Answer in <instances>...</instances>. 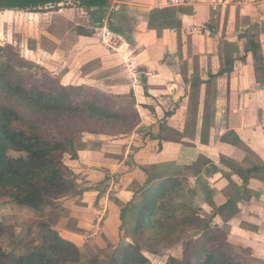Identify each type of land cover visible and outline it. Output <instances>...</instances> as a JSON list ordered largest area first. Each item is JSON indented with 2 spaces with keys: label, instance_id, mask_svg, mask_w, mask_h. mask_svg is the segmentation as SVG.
<instances>
[{
  "label": "crops",
  "instance_id": "obj_1",
  "mask_svg": "<svg viewBox=\"0 0 264 264\" xmlns=\"http://www.w3.org/2000/svg\"><path fill=\"white\" fill-rule=\"evenodd\" d=\"M85 2L0 9L1 44H13L65 84L132 95L139 113L138 129L122 137L131 149L111 159L90 151L71 164L84 169L82 178L43 208L52 207L48 222L77 246L118 239L121 211L146 185V170L159 179L172 171L157 165L170 162L183 168L185 192L202 216L264 240V228L243 224L264 225V169L248 181L241 171L264 164V0H125L110 15L112 46L100 40L109 0L102 8ZM37 15V22L30 18ZM92 134L102 135L94 141L106 136ZM226 135L233 143L224 153ZM230 198L238 212L224 218L218 209Z\"/></svg>",
  "mask_w": 264,
  "mask_h": 264
},
{
  "label": "trees",
  "instance_id": "obj_2",
  "mask_svg": "<svg viewBox=\"0 0 264 264\" xmlns=\"http://www.w3.org/2000/svg\"><path fill=\"white\" fill-rule=\"evenodd\" d=\"M59 1L0 0V9L41 11ZM85 1L101 8L108 2ZM138 117L134 105L87 84H65L13 44L0 43V196L44 208L51 198L72 191L65 155L79 156L77 141L84 133L125 134ZM157 167L158 172L172 174L155 179L145 169L146 185L121 211V226L132 241L121 243L107 264H147L146 251L165 243L182 246L183 258L172 255L169 264H250L234 250L223 227L202 216L189 198L178 201L183 193L187 196L183 168L170 162ZM262 169L264 164L241 170L244 181ZM234 206L230 198L218 211L229 218L238 212ZM41 227L40 241L27 244L23 252L6 251L0 245V264H102L97 253L82 259L79 247L50 223Z\"/></svg>",
  "mask_w": 264,
  "mask_h": 264
},
{
  "label": "rangeland",
  "instance_id": "obj_3",
  "mask_svg": "<svg viewBox=\"0 0 264 264\" xmlns=\"http://www.w3.org/2000/svg\"><path fill=\"white\" fill-rule=\"evenodd\" d=\"M70 6V4L65 5ZM51 13V12H50ZM66 14V11H65ZM51 16V14H50ZM50 16H48L50 18ZM69 16V15H67ZM31 19H35V22H37L38 18L39 20L42 19L40 15H37V17H30ZM54 18V16H53ZM18 19H21L18 17ZM100 40H102L100 38ZM103 42V40H102ZM112 42H117L116 37L112 39ZM98 44V41L96 42ZM107 44V43H105ZM16 47V46H15ZM17 48V47H16ZM18 49V48H17ZM19 50V49H18ZM20 51V50H19ZM23 51V50H22ZM20 53H22L20 51ZM120 64V63H119ZM67 67V66H64ZM48 68L55 70L54 66L50 65ZM97 74L98 76H102V69L97 68ZM258 70V68H256ZM119 72V71H118ZM261 72L260 76L263 75V70H259ZM59 75V74H58ZM124 77V75H123ZM72 78H70L71 80ZM96 88V87H94ZM127 91V89H125ZM109 94V93H108ZM111 95V94H110ZM113 96V95H112ZM115 97V96H114ZM120 103L124 104H134V98L132 95H126V96H117L115 97ZM142 116V115H141ZM138 120L136 121L135 125L131 127L128 130V134H131L132 132L135 131L136 127L138 129ZM126 134V133H125ZM125 134H119V135H103L105 138L103 141L101 139L94 141V138L97 136H102V135H93L92 133H84L83 139L77 141V146L76 148L78 149V157L77 158H70L69 155L70 153L68 152L65 155V159L67 160L66 165L70 168V171L68 172V178L73 181V184H75L80 178H82L81 172H78V165L73 166L71 164H76L78 163V159L80 156H84L85 158L89 159V156H87V153H90V151H93L95 154H98L96 156H106L109 159L119 155L122 152L127 151L126 149H131L130 146V139L126 140L122 137ZM228 136V135H226ZM232 135L228 136V138L224 139V150L223 152L225 153L230 149V145L233 143L231 141ZM101 138V137H99ZM235 140V143L237 146L238 140ZM121 146H126L123 148V150L120 147ZM236 146V147H237ZM133 148V145H132ZM104 152V154H103ZM12 154L17 155L16 152H12ZM82 154V155H81ZM91 154V153H90ZM117 158V157H116ZM83 159V163L86 165L87 161ZM82 162V161H81ZM104 163V161H101ZM206 161H203L200 165H204ZM233 163V161H230ZM236 164V162H234ZM79 164V163H78ZM104 164H101L100 166L103 167ZM73 167V168H72ZM76 169H75V168ZM100 167V168H101ZM198 165L194 166V169L198 170ZM92 168H95L92 166ZM99 168V170H100ZM189 170L188 168L184 169L185 172ZM80 182V181H78ZM105 182V181H104ZM103 181H99V184L97 185L98 187H104L105 183ZM73 187V186H72ZM185 187V186H184ZM186 188V187H185ZM234 192V191H232ZM183 193V192H182ZM186 197L181 195L178 198V201H184L185 198H189L192 204H195V201L193 199V195L186 193ZM192 196V197H191ZM58 197V196H57ZM56 196L51 198L49 200L50 204H55L56 203ZM200 211V210H199ZM234 211V207L230 209V213ZM52 207L50 205V209L48 211L44 212L43 208L35 209L32 207H24L21 204H18L12 200L6 199L2 196H0V245L6 250V251H12V252H23L26 250V245L27 244H32L35 241H40L41 237H39V234L41 233V224L44 222L49 223V219H52ZM214 214V213H213ZM216 215V214H214ZM224 216V214L222 213ZM226 216H224L225 218ZM121 218V215H120ZM210 218L211 223L214 225L215 223V217L213 216H208ZM127 220L130 221V217H127ZM225 220V219H224ZM121 224H122V219H121ZM245 226L244 227H249L251 229H256L258 227H262L264 225H259L258 221H253L248 223V221L243 223ZM52 225V224H51ZM53 226V225H52ZM55 226V224H54ZM121 226V225H120ZM128 226V225H127ZM220 226V225H219ZM224 227L228 234H229V241L232 244V247L234 248L235 251L239 252L240 255H242L248 263L250 264H264V240L261 239L262 237H251L247 234H243L240 229H237L238 232H236V228L234 229L231 227L229 224H224L222 225ZM120 238L116 239V237H111L107 241H103V243H99L96 241H87L82 243L81 245L77 246L81 250L82 253V259H86L87 256H90L92 254H98L100 255L101 258V263L102 264H107L111 256H113L114 251L118 250L120 247V244L123 242H131L132 241V236L131 234L127 233L125 227H121L120 229ZM189 234H193L194 231L190 230L188 232ZM119 236V235H118ZM258 238V239H257ZM156 251H151L148 252L146 251V256L148 257V263L147 264H169V259L172 255H175L177 257L183 258L182 257V246L181 244H162L160 246H156Z\"/></svg>",
  "mask_w": 264,
  "mask_h": 264
},
{
  "label": "built area",
  "instance_id": "obj_4",
  "mask_svg": "<svg viewBox=\"0 0 264 264\" xmlns=\"http://www.w3.org/2000/svg\"><path fill=\"white\" fill-rule=\"evenodd\" d=\"M124 2L125 0H109V3L105 6V9L108 13V17L105 21L106 24L103 26L102 40L109 46H112V43H114L112 42V39L114 38V33L109 26V21L113 19L110 15H113L114 12H116L120 8L121 4Z\"/></svg>",
  "mask_w": 264,
  "mask_h": 264
}]
</instances>
